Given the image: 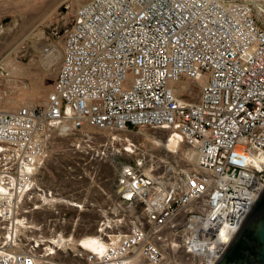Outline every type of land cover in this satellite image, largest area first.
Masks as SVG:
<instances>
[{"label": "built area", "instance_id": "obj_1", "mask_svg": "<svg viewBox=\"0 0 264 264\" xmlns=\"http://www.w3.org/2000/svg\"><path fill=\"white\" fill-rule=\"evenodd\" d=\"M7 76L0 62V86ZM143 128L194 163L129 166L127 229L100 224L104 248L44 233L29 215L58 201L38 178L51 141L74 136L95 162L137 153L128 133ZM263 187L264 0H88L46 100L0 109V264H214ZM70 245L73 262L59 258Z\"/></svg>", "mask_w": 264, "mask_h": 264}, {"label": "rangeland", "instance_id": "obj_2", "mask_svg": "<svg viewBox=\"0 0 264 264\" xmlns=\"http://www.w3.org/2000/svg\"><path fill=\"white\" fill-rule=\"evenodd\" d=\"M85 1L0 0V62L8 73L4 85L0 86V109L12 111L46 100L59 71L64 36L74 23L76 9ZM42 33L54 37L59 56L42 53L45 44ZM128 134L138 148L137 153L115 152L95 162L87 161L91 153L78 149L74 136H58L51 141L38 178L57 192L58 201L53 209L29 215L42 225L44 233L50 236L63 232L65 238L71 236L79 242L101 235L100 224L106 233L124 232L127 227L117 221L129 214L121 196L130 181L129 166L149 173L150 164L140 166L139 160L143 155L147 160L154 157L159 164L154 174H162L166 168L178 171L195 161L184 143L170 149L162 131L143 128ZM171 174L167 170L166 175ZM69 202L84 207L80 209ZM114 224L118 227H113ZM69 247L72 249L67 251L68 256L60 254L59 258L73 262L77 246Z\"/></svg>", "mask_w": 264, "mask_h": 264}, {"label": "water", "instance_id": "obj_3", "mask_svg": "<svg viewBox=\"0 0 264 264\" xmlns=\"http://www.w3.org/2000/svg\"><path fill=\"white\" fill-rule=\"evenodd\" d=\"M214 264H264V187Z\"/></svg>", "mask_w": 264, "mask_h": 264}, {"label": "bare ground", "instance_id": "obj_4", "mask_svg": "<svg viewBox=\"0 0 264 264\" xmlns=\"http://www.w3.org/2000/svg\"><path fill=\"white\" fill-rule=\"evenodd\" d=\"M88 1V0H87ZM87 1H85V2H87ZM84 2V3H85ZM83 3V4H84ZM82 5V4H81ZM80 6V5H79ZM78 9V8H77ZM77 9H76V12H77ZM75 17H76V13H75ZM48 36V35H47ZM47 36L44 34V33H42V40H44L45 41V44H44V47L42 48V53L44 54V55H47V56H50V55H56L57 53H58V56L60 55V52H59V50H57L56 49V43H55V40H54V38L52 39V44H53V49H52V53L51 54H46L45 52H44V48L46 47V45H47V43H48V41H46L47 40ZM64 38H65V36H64ZM63 44H64V42H63ZM58 51V52H57ZM62 55H63V48H62ZM55 59V58H54ZM61 61H62V57H61ZM60 65H61V62H60ZM60 68V67H59ZM55 84V83H54ZM177 145H178V143H177V140L176 139H173V141L172 142H170V144H168V147L170 148V149H176V147H177ZM189 157V156H188ZM69 204L71 205V206H75V207H77V208H79V204L78 203H73V202H69ZM65 237H61V241L62 242H64V239ZM82 241V242H81ZM81 241H79L78 243H77V245H81L83 248H86V249H90V250H95V249H97V248H104L106 245H105V243L104 242H100V241H97V237H89V238H87L86 239V241H83V240H81Z\"/></svg>", "mask_w": 264, "mask_h": 264}]
</instances>
